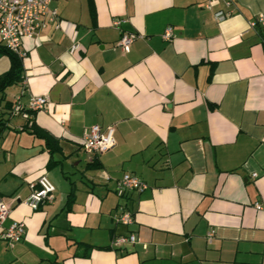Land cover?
Returning a JSON list of instances; mask_svg holds the SVG:
<instances>
[{"label":"crops","instance_id":"crops-1","mask_svg":"<svg viewBox=\"0 0 264 264\" xmlns=\"http://www.w3.org/2000/svg\"><path fill=\"white\" fill-rule=\"evenodd\" d=\"M203 3H49L56 19L23 39L21 78L0 92V264H264V28L248 27L264 0ZM123 32L136 35L125 52ZM9 66L0 50V75ZM36 95L46 105L31 112ZM93 124L114 127L105 152L82 148ZM124 173L146 188L118 190ZM40 175L54 190L32 210ZM13 220L24 233L10 246ZM129 233L136 242L111 245Z\"/></svg>","mask_w":264,"mask_h":264},{"label":"built area","instance_id":"built-area-1","mask_svg":"<svg viewBox=\"0 0 264 264\" xmlns=\"http://www.w3.org/2000/svg\"><path fill=\"white\" fill-rule=\"evenodd\" d=\"M52 0H0V38L3 46L15 53L18 57L24 58L27 55L22 42L24 38H33L38 31L44 26L46 20L54 21L56 19L55 10L49 9V3ZM214 0H204L203 6L210 8ZM225 6L229 7L233 4V0H224ZM216 19H222L225 12L217 11L214 13ZM122 22L121 19H114L112 24L118 26ZM257 24L264 28V14L258 13L248 21V27L253 28ZM57 26V25H56ZM136 37L135 34L123 32L117 42L120 49L125 52L129 49L130 44ZM166 40L172 37L171 28L168 27L162 34ZM78 48V43H73L70 52ZM23 83L25 81L23 80ZM46 98L41 95L31 96L27 102V108L31 111L44 109ZM114 127L107 125L101 127L93 124L87 128L82 136V148L88 153L98 154L105 152L114 144L113 140ZM36 187L31 190L29 195L23 202L32 210H36L41 203L52 198L54 185L46 175H40L36 179ZM116 188L120 191L135 189L143 190L146 184L136 175L124 173L116 181ZM257 209L259 204H255ZM9 206L1 201L0 198V227L8 217ZM117 221L121 224L128 225L133 222L132 214L128 210H120ZM24 233V223L22 221L13 220L2 229L1 236L8 245L12 246L18 242ZM214 234V230L210 229L206 233L207 241H210ZM137 241L134 233L127 235L115 236L111 245L121 247L125 244H133Z\"/></svg>","mask_w":264,"mask_h":264},{"label":"trees","instance_id":"trees-1","mask_svg":"<svg viewBox=\"0 0 264 264\" xmlns=\"http://www.w3.org/2000/svg\"><path fill=\"white\" fill-rule=\"evenodd\" d=\"M0 50L5 52L6 54H8L10 56V66L8 68V70H6L4 73H2L0 75V92L4 91V88L15 82L16 80L21 78V72H22V61L21 58L18 57L15 53H13L12 51L8 50L5 46H0ZM31 111V110H29ZM34 112V111H31ZM31 132L36 135L37 137L41 138L44 140L46 146H48V148L50 149V151L53 150L52 145L57 143L56 138L54 136H52L50 133H48L47 131L43 130L42 128H39L38 126H36L35 124L31 123L29 125ZM73 194L70 193L69 195V201L72 202L73 199ZM72 197V198H71Z\"/></svg>","mask_w":264,"mask_h":264}]
</instances>
